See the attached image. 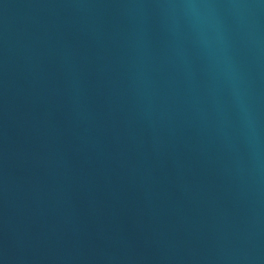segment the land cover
Listing matches in <instances>:
<instances>
[{
    "label": "water",
    "instance_id": "obj_1",
    "mask_svg": "<svg viewBox=\"0 0 264 264\" xmlns=\"http://www.w3.org/2000/svg\"><path fill=\"white\" fill-rule=\"evenodd\" d=\"M4 264H264V0H0Z\"/></svg>",
    "mask_w": 264,
    "mask_h": 264
}]
</instances>
